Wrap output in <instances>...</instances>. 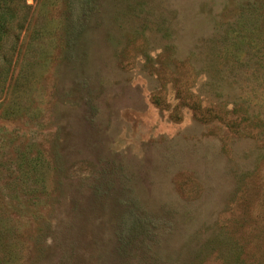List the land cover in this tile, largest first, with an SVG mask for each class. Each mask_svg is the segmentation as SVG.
I'll return each mask as SVG.
<instances>
[{"label":"rangeland","instance_id":"rangeland-1","mask_svg":"<svg viewBox=\"0 0 264 264\" xmlns=\"http://www.w3.org/2000/svg\"><path fill=\"white\" fill-rule=\"evenodd\" d=\"M0 264H264V0H0Z\"/></svg>","mask_w":264,"mask_h":264}]
</instances>
